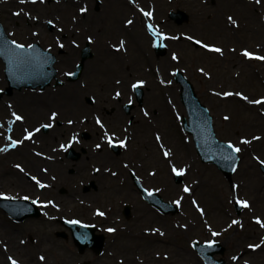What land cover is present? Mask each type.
Returning a JSON list of instances; mask_svg holds the SVG:
<instances>
[{
    "label": "rangeland",
    "instance_id": "rangeland-1",
    "mask_svg": "<svg viewBox=\"0 0 264 264\" xmlns=\"http://www.w3.org/2000/svg\"><path fill=\"white\" fill-rule=\"evenodd\" d=\"M69 1L70 3L68 4L73 3L72 0H68L67 2ZM98 1L90 0L89 3H86L89 10L88 14L91 16L90 18L93 22L92 28L94 29V33L102 42L101 47L109 50L108 42L110 41L112 44H115L116 37L107 34L106 31L102 29H99L102 32L99 34V31L95 30V25L99 21V25H101L103 20V11L107 9L105 8L106 4L112 0ZM121 1H131L130 3H132L134 9H136L137 12L140 11V15L143 17L146 15L145 12H147L150 5H157V3L160 2L161 15L159 18L155 19V22L150 24L153 26L154 30L164 33V36H169L167 40L163 39V42H166L165 45L168 49L163 56H156L152 48L154 44L153 42H155V40L159 37H164L156 36L153 34V31H150L151 35H148V33L146 34L149 38V42L145 52L146 55L151 58V61H148L151 65L143 67L144 71H139L140 68L138 67V62L131 65V67L125 65L123 59L127 58L122 56L121 60L123 61H117L119 63L118 68L113 74L107 71L108 67L105 65H97V75H99L100 72L109 73L108 78H111V80L118 78L119 80L126 82V84H130L132 81L135 82L138 80H144L145 84L142 85L144 95L149 94L151 96L153 94L154 97L156 96L153 101H146L145 105L147 108L145 111L148 112L150 121L156 117V113L161 112V108L158 103L159 100H162L166 110L171 113L170 123L173 126L174 135L172 134L171 139L167 141L170 145L163 146V151H159V149L155 151V153L157 152L155 154V161H146V159L142 158L139 162L137 159V156L140 155L139 147L136 146V142L132 141V143H129L128 149H126L124 154L117 157L115 156L113 161L109 162V172L115 171L116 168L117 171L122 170L124 174L121 178H114L109 173L110 176L106 175L107 182H105V189L94 190L93 188H90L87 192L83 193V191H81V194H73V191L70 189L72 186H69L70 184L68 183H65L64 185L63 182L62 184H56L55 186L43 189L41 188V190H39V185L36 180L32 179V177L36 175V171L41 168V165H36L34 167L32 170L34 173L29 170L25 175L22 174L23 171L15 167L17 164H20L22 168L27 167L25 164L27 160L31 158L34 162L35 158L41 153L45 154L47 152H52V156L55 155L53 149H55L54 144L57 143L56 140L51 139L50 142L45 145L43 144L42 147L41 145L37 146V139H35V141L33 139V141L28 143L24 140L21 144V148L26 151V155L28 154L25 160L14 158L10 152L6 153L7 156L1 157V160L4 162L3 169L6 171L7 175L6 179L8 180L3 181L0 179V193L10 197L28 196L29 199L32 200L54 199L55 202L57 201V203L62 206V210L57 211L55 209V211L51 212V208H48L46 212H42V216L40 218L28 219L21 223L11 221L4 214V212L0 210V228L4 230L3 232H9L15 236L16 240L20 242V247L23 249L25 254L27 253L33 257H37L38 254L45 257L44 262H37V264H61L59 260H65L67 264H79L85 261H87L88 264H114L110 254L116 252L117 241L119 238L122 239L127 238V236L129 237L130 233L135 231L136 226L138 225V219H136V216H138V208L136 204L138 202L139 195L134 192V198L133 194L128 193L129 187L132 188L127 174L128 170L136 172V175L139 176V180H141L142 184H147L154 190L159 189V191L156 192L161 195L163 200L175 204L174 201L180 199V194L184 186H189V175H185L183 173L181 183L179 182L176 184L173 179L174 172H172V166L175 165L177 169H181V167H178L181 165L180 162L173 160L172 157L168 159L161 158L163 157V153L166 151L167 147H170L171 144H174V147H176L173 151L174 154L178 153L179 155L183 151L187 154L188 152L185 150L187 149L186 147L189 146L190 154L195 158L198 165H206L207 167L212 168L219 177L220 186H222V188H215L214 194L223 204L221 209L223 218H219V214L215 218L207 215L206 218H202L201 225L196 224L193 227H189L190 225H188L187 229L181 232L173 230V227L178 225L185 217L189 203L188 200L190 201L191 199L190 196L183 198L180 205L175 204L179 207V212L175 215H161L155 210V213L161 217L163 225L165 226V229L168 230L170 235V241L166 244L172 245L173 243L179 246L183 245L187 252L194 254L195 259H192L190 262L188 261L189 264H194L197 260L200 261L201 264H204L191 246L194 240L202 243L209 240L222 243L226 247V252H224L223 258L224 261L229 264H245V262H247V264H264V243H262V241H264V227L259 225L257 229H253L252 227L254 223L251 220V217L254 215V218H259L261 222H264V210L260 211L258 208L253 206L252 210H254V213L249 212V210L245 207H243V210L239 214L234 211L237 199H248L247 195L243 196L239 192V188L234 187L236 186L235 181L240 177V171L243 167H248V173L254 172L258 175L264 184V174L260 169L261 163L259 162L260 160H264V151H262L261 147L264 146V104L258 105L251 103L252 105L250 106L242 104V111L240 113H236L233 109H229L227 105H222L221 103H211V99L215 97L212 96L210 92L213 91L212 88L215 86L213 84H209L207 81L209 76H212L211 79L216 81L220 80V83H224V86L221 85L222 88L220 90H226V92L233 93V97L231 98L238 97L242 99V97L234 94L236 92H241L248 96L249 101L264 97V61L250 59L243 55V52L246 49L250 52L256 51L259 55L261 54L264 56V0H261L259 4L256 3V0H252L253 2L251 3L248 2L249 0H238L239 2H236L241 4V9L243 8V11L255 14L256 18L253 20L243 19L240 13H237L235 9H231L223 5L221 6L220 3L222 4V0ZM229 1L233 2V0H228V2ZM62 2L63 0H59V3L54 2V4H58L55 6H59L60 4L62 5ZM27 3L31 4L30 0H26L23 4L20 3V0H0V22L3 25L5 33L10 39L15 40L17 43L27 44L36 42L44 49H47L55 54L58 53L57 43H60L61 40L64 43H70V40L65 42L63 37L68 35L65 31L69 30V25H71L74 21L77 22L79 19L77 17L78 13L76 7L77 5V8L80 6L82 7L81 2H78L77 4L73 3V9H67L69 7L64 9L66 10L64 16L60 14L55 15V17L54 15L53 17L52 15L49 16L52 17L50 19L55 25V28H53L54 31L52 32L54 34H52V36L51 33L48 32L47 22L45 23L48 16L42 18L43 25L40 24V26H38V23L41 20L38 16V21L28 22L30 24L26 26L25 10L31 12V15L36 14V12H33L34 14L32 13L29 5H26ZM102 4L104 5L102 6ZM141 9H143V11H141ZM176 10H181L189 16L188 21L183 23L182 26H176L168 19V13ZM18 12L20 15H16ZM229 16L233 17V19L237 21L238 27L234 26L227 19ZM214 19L217 20V23L221 28H218L216 32L211 30L209 23H212ZM18 22L20 23L19 26L16 24ZM119 22H121V18L119 19ZM81 23L84 24V21ZM41 27L43 28V33L40 34V30H42ZM80 29L84 28L79 27L78 30ZM62 30L64 34L61 33L58 35L60 37L57 38L55 35L56 32H62ZM75 30L77 29L75 28ZM80 31L82 32L83 30ZM171 37H176V39H172ZM188 37H192L193 39L190 40ZM196 40L201 41V44L196 45V43L193 42ZM203 44L219 47L222 49V53L210 51L209 49L204 48ZM68 51L70 50L63 49V52ZM173 54H175L178 59L173 60ZM106 56L108 58H114L109 54V52H107ZM71 57H64L67 61H59L56 65L61 79L64 78V74L71 72L73 69V59ZM165 61L169 62L166 66L161 63ZM68 62L69 65L67 64ZM87 62H85V65ZM86 68L87 65L83 70L81 79L78 82H74L77 85L73 84L78 90H80V87L83 86L85 88L88 83L87 74H85ZM0 69V90H3L6 87V81L3 71L4 66L1 61ZM201 69H203V71H201ZM176 71H180L184 78L191 83L192 87H194L193 90L195 96H197L196 98H198L208 109L213 120V128L216 138H218L221 142L228 143L231 141L234 145L241 148V151L238 153L240 157L239 166L230 178L225 177L214 165L210 163H203L195 151L191 136L183 131V121L181 118L186 117V115L180 99H178L180 88L174 78ZM83 81H85L86 84ZM87 85V90H94L89 87V84ZM50 88L53 89L55 87L51 86ZM61 88L62 87L57 89L55 88V90H59ZM26 91L37 95L44 90L41 92L37 89H24L16 91L21 92V95H19L20 100L22 98L21 105H23L25 99L28 97V92ZM81 91L83 90H80V92ZM107 92H111V87L107 89ZM44 94L48 95L47 92ZM164 94L166 95L164 96ZM160 97L161 99H159ZM20 100L18 103H21ZM82 101L88 103L84 100V97L82 98ZM15 102L16 100L12 97V95H3L0 97V110L2 111L0 113V117H4V119L6 118L5 121L10 119V121L13 122L12 119L15 118L12 116L13 112H16L20 116H25L24 111L28 113L30 112L28 109L23 110L20 106L18 107ZM237 106H240L239 103ZM104 112H107L108 114L112 113V111H109L107 106L102 113ZM226 116L228 117L227 120L224 119ZM251 116H255L256 118H251ZM40 117H37L38 120H34V122H31L30 124H27L26 122L23 123V126L26 127L27 130H32L33 126H39V124L43 122ZM66 117L67 116H62L63 119ZM141 120L145 123L144 125H140L137 130L138 133L140 130L144 129L147 124L146 120L143 118H141ZM151 122L153 123V121ZM1 134L3 136L1 141H6L4 137L17 139L14 127L10 128L7 123L4 125ZM67 135L68 134L66 133L61 139L65 140ZM184 137L187 142H185ZM253 137H260V139L253 140ZM242 139H247L251 142L248 144H242ZM257 157H259V160ZM34 164L32 165L34 166ZM100 164H102L101 161H96L94 159L87 162L85 172L83 171L81 175L73 177L72 183L79 186V183L85 182L88 178H90L95 169H99L100 173L91 178H93V180L96 179V181L102 180V178H100V175L103 174L101 169L105 168V164L107 163H103L101 166ZM88 170H90V172ZM151 173H155V175H151ZM17 175L19 178L23 179L24 183L30 185V187L23 188L13 183L15 180L12 181V179L16 178ZM37 180H39L40 183H45L46 180L48 182L50 181L47 176H44L41 180L37 177ZM115 181L120 187H116L114 189L122 191V194L120 192L119 194L115 193L117 190H108L109 186L107 185H112ZM51 184L54 185V183ZM172 186H175L176 188L172 190ZM61 189H64V192H61ZM227 192L229 195L232 197L235 196L237 199L232 200L229 198V196L226 195ZM57 196L62 197L61 199H64L65 201H58ZM66 196H69V198H65ZM73 196H75V198ZM123 202L125 204H130L132 207V215L128 220H125L120 213L123 208V206H121ZM97 209L103 211L105 215L103 217L97 215ZM96 216H99V218ZM70 218H75V220L86 223H93V221L100 222L98 224L102 225L105 230L112 225L109 221L113 218H117L118 223L114 226L116 230L114 232L106 231L107 246H105L102 255L97 256L89 251L79 254L70 238L63 240L62 238H57L55 236L56 231H64L69 235V231L63 228L59 219ZM232 220H238L240 223L233 225ZM203 221L209 224L210 227H212L211 229L213 232H216L219 235L214 236L212 233L209 235V232L206 230L207 226L203 225ZM163 241L164 239L161 242ZM160 244L164 245L163 243ZM166 244L164 246H166ZM250 244H260L261 246L259 248H249L248 245ZM7 251V253L1 252L2 256L5 255V253L9 254L10 251ZM10 254L14 257L17 256L14 252H10ZM234 256L237 257V259L233 260L232 258ZM2 259L6 264H8L4 257H2ZM157 260L161 262V260Z\"/></svg>",
    "mask_w": 264,
    "mask_h": 264
},
{
    "label": "bare ground",
    "instance_id": "bare-ground-1",
    "mask_svg": "<svg viewBox=\"0 0 264 264\" xmlns=\"http://www.w3.org/2000/svg\"><path fill=\"white\" fill-rule=\"evenodd\" d=\"M245 1V0H243ZM222 6L229 7L231 9H235L237 13H240V15L243 17V19H255L256 16L253 13H249L247 11H243L241 9V4H238L236 2H239L238 0H233V2H228V0H222L221 1ZM235 2V3H234ZM249 3L253 2L252 0L248 1ZM234 3V4H233ZM160 2L154 5H150L148 7L147 12H151L152 15H145L144 17L141 16L139 13L136 12L132 4H128L127 2H122L121 0H112L108 4H106L107 8L105 11H103V20L101 22V25H99V22L96 24V29L101 28L102 30H105L107 34L111 36H115L116 39V46L117 49H120L119 51L123 54L122 56L127 58L124 59V63L127 66H130L138 62V67L140 68L139 71H144L143 67L150 66L151 63L148 61H151V58H149L148 55H146V47L149 42V38L146 35L148 33V24L155 22L157 18L161 15V6ZM70 6L68 5H59L53 7V14H60L62 15L63 12H66V7ZM233 6V7H232ZM32 7V6H31ZM42 9V8H39ZM72 9V8H67ZM43 13V10L41 11ZM146 13V12H145ZM63 16V15H62ZM121 18V22H119V19ZM131 20L133 21L132 24H128L127 21ZM149 22V23H148ZM211 26V30L213 32H216L220 26L217 23V20H213V22H209ZM18 26L20 23H16ZM16 26V25H15ZM253 27V25H252ZM15 28V27H14ZM42 31L43 28L41 27ZM221 29V28H220ZM52 34V33H51ZM251 35V34H250ZM213 36V35H212ZM250 37V36H249ZM159 40V39H158ZM124 41V47H120V42ZM252 52V51H251ZM254 55H259L258 52L254 51L252 52ZM121 54L115 53V57L122 58ZM32 62L33 64H38V57L36 55H32ZM102 60V56H97L95 58V61H90L87 63V68L85 70V74H87V82L89 84V87L93 88L94 85L99 89V100H104V95L102 93V90L105 86H109V83L106 79V73L100 72L99 75H97L96 66L97 62ZM1 61V60H0ZM262 61V60H260ZM162 65L166 66L169 64V62H161ZM114 65V64H113ZM108 69L107 71H112L113 69L117 68V65H107ZM41 68V67H40ZM83 69H85L83 67ZM1 70V69H0ZM212 76H209L207 78V81L209 84H213L215 87L212 88L210 86H207L209 88H212L213 91L210 92L212 96L215 98L211 99V103H221L222 105H227V107L230 109H233L236 113H240L242 111V104L244 105H252L251 103L241 99V98H231L232 96H224L222 93L226 92V90H220L222 88L221 85L224 86V83H220L221 81L211 79ZM76 83H70L67 87H62L61 89L57 90L56 92H51L52 94L45 95H35L28 93V97L25 99V102L22 104V98L20 100L19 95H21V92H14L12 93V97L16 100V105L20 108L28 109L30 112H25V115L27 116L28 122L33 121L37 119V117H40L44 114L45 110L49 108L52 105H59L60 109L62 108L65 110L66 114H77L82 112H91L93 109L91 106H89L86 103H83L79 100L80 90L75 88L74 85ZM77 85V84H76ZM46 91H49L48 88H46ZM50 92V91H49ZM171 93V92H170ZM14 94V95H13ZM172 94V93H171ZM166 94H164L165 96ZM23 96V93H22ZM154 97L153 94L150 96L149 94L146 95V100L153 101ZM161 99V97L159 98ZM20 100L21 103H18ZM158 100V99H156ZM240 100V101H237ZM159 105L161 108V112L156 113V117L152 120L153 123L149 125H145V128L143 130L139 131L138 136L134 139V142H136V146L139 147V153L140 155L137 156L138 161L140 162L142 158L151 161H155V151L159 149V151H163L162 146H168L170 145L167 141L171 139L173 132V126L170 123V114L168 110H166L165 105L163 104L162 100H159ZM239 103L240 106H237ZM100 103V105H102ZM264 103L258 104L262 105ZM61 109V110H62ZM2 111L0 110V113ZM160 113V114H159ZM63 114V111L61 112ZM120 110L116 108L115 113L113 115L106 117L105 120L108 122L109 125H113L114 119H120ZM251 118H256L255 116H251ZM6 119V118H5ZM4 117H0V141L3 137L1 132L3 130L4 125L6 123L9 125L10 128L14 127V132L16 135V138L19 140L24 141V133H23V120L17 121L13 120V122L9 120L5 121ZM254 120V119H252ZM13 124V125H12ZM139 125H144V123H139ZM70 131L71 128L67 127L66 125L63 126H57V129L55 133L51 136V133H47L45 135H39L38 141L41 140L42 145L47 144L51 141V139L59 138L61 135L64 134L65 131ZM162 131V132H161ZM157 135L160 136V140H157ZM6 141L0 142V149L7 148V151H0V179L3 181H7L6 179V171H4V162L1 160V157L7 156L6 153H12L14 158L25 160L27 158L28 154L26 155V151L21 148V144L17 145L16 147H9L11 141H8V137H4ZM185 142L186 139L184 137ZM31 141V140H30ZM28 145V144H27ZM176 146V144H175ZM181 147V146H180ZM262 147V151H264V146ZM174 144H171L170 147H167L166 151L170 152V155L168 157H165L163 154V157L161 159L165 158H171L175 161L180 162L181 165L178 167H181L185 169L184 172L185 175H189V189L190 191L185 193L183 190L181 191V201L186 196H190V201L188 200V206H187V212L185 214V217L183 220L173 227V230L177 231H184L187 229V226L193 227L196 224L201 225L202 218H206L207 215H210L211 217H216L219 214V218L223 215L221 213V209L223 207V204L217 199V196L214 194L215 188L219 187L220 189L222 186H220V180L215 171L212 168L207 167L206 165H198L197 161L193 156L190 154V148L187 146L186 152L174 154ZM183 149V148H182ZM162 153V152H161ZM6 154V155H4ZM98 155L99 161L106 162L107 164H110L109 162H112L114 155L109 154L105 151V153H99L97 152L95 155L94 153L87 150L85 155L81 157L80 161L77 163L72 162H66L64 165L62 162H59L57 160H50L49 155H47L46 158H35V161L33 162V159H28L25 163L27 167H23L22 174H27L28 171L33 172L32 170L34 167L45 165L50 173L53 175L55 173L58 174L60 177H64L65 173L64 171L66 168H68L70 165L74 166V169H84L87 162L93 160L94 156ZM136 159V161H137ZM143 159V160H144ZM35 163V164H34ZM34 164V166L32 165ZM33 166V167H32ZM75 174H78L76 171ZM38 175V174H36ZM39 176H42L40 174ZM76 176V175H75ZM72 176L71 178L75 177ZM100 178L102 180H99L97 182V189H105V182H107V177L105 174L100 175ZM99 178V179H100ZM163 179V178H162ZM261 178L256 175L254 172L248 173V167H243L240 171V177L236 179L235 185L238 186L239 192L243 195L248 197L246 199L249 202V207L247 209L249 212L254 213L253 206L258 208L260 211L264 210V184L263 181L260 180ZM15 180L13 183L17 184V186H21L23 188H28L30 185H27L24 183L23 179L19 178L17 175L16 178L12 179V181ZM12 183V182H11ZM172 190L176 187L172 186ZM129 194L134 193L133 187L128 189ZM122 194V191H118V193ZM229 198L232 200L237 199L235 196H231L226 193ZM75 197V196H73ZM133 197L135 198L134 194ZM62 197L57 196L58 201H65L64 199H61ZM65 198H69V196H66ZM109 198V197H108ZM193 201L196 203L194 204ZM137 208L138 213L136 216V219H138V225L136 226V230L130 233L129 237L122 238L117 241V250L116 252H113L110 254V257L114 264H189L192 259H195L194 254L191 252H187V250L182 246L175 245L172 243V245L166 244L170 241V235L168 233V230L165 229V226L163 225V221L159 215L155 213V209L150 206L149 204L143 202L140 198H138L137 202ZM199 208L204 209V213L201 214V212L198 210ZM221 215V216H220ZM251 220L253 221V229H257L259 227V223H257L256 218H254V215L251 217ZM114 221V219L112 220ZM116 222H113V224ZM142 223V224H141ZM203 225L207 224L206 222H202ZM186 226V227H185ZM153 229H158L159 231H153ZM206 230L211 234V227L207 226ZM4 230L0 228V264H6L2 257L8 262V264L11 263V261L8 259V257H12L16 259L19 264H37V262H44V260L40 259V255L37 254V257H33L32 255L25 254L23 249L20 247V242H18L15 238V236L9 232H3ZM172 231V230H171ZM163 233V235H160V233ZM164 239L163 242H161ZM160 243H163L166 246L161 245ZM8 246V249H7ZM171 247V248H169ZM45 248V247H43ZM130 248V249H129ZM42 249V248H40ZM9 250L11 253H15L17 255L16 257L11 256L10 252L9 254H6ZM2 253L6 252L5 255L2 256ZM263 256V255H262ZM157 259L161 260L159 262ZM64 260V259H63ZM61 264H67L66 261L59 260ZM58 261V262H59ZM192 264V263H191ZM194 264H200L198 261H195Z\"/></svg>",
    "mask_w": 264,
    "mask_h": 264
},
{
    "label": "flooded vegetation",
    "instance_id": "flooded-vegetation-1",
    "mask_svg": "<svg viewBox=\"0 0 264 264\" xmlns=\"http://www.w3.org/2000/svg\"><path fill=\"white\" fill-rule=\"evenodd\" d=\"M68 0H63L62 4L63 5H68L69 2H67ZM90 0H72V2L74 4H77L78 2H81V5L82 7H86L87 8V12L86 13H81L79 10V8H81V6L79 8L78 5L76 7L77 9V13H78V19L77 22H72L71 25H69V30H66L65 33L68 34L66 35V37L64 36V40L65 42L68 40H70V43L67 44V43H64L62 40L60 43H57V52L56 53V57H57V64L59 63V61H64L65 58L64 57H71L73 59V66L80 60V57H81V50L84 48V47H88L89 48V53H90V58H87L86 61H95V58L97 56H102V60H100L99 62H97L96 64L97 65H117V68H118V62L119 60H121V58H117L115 57V53H116V49H110V50H106L104 48L101 47V41L99 40L98 36L94 33V29L92 28V25H93V22L91 20V16H89L88 12V7H87V2L89 3ZM54 2L56 3H59V0L57 1H54V0H40V1H36L35 3H27L26 5H29L32 13L36 12L35 15H31V12H29L28 10H25V23H26V26H28L30 23L28 22H36L39 20V17L41 18V20L39 21L38 23V26H40V24L43 25V19L44 17H47V20H45V23L47 22V29L49 30L48 32L52 33L54 31L53 28H55L54 26V23L53 21L50 19L53 17H55L56 14H53V7H55V5H58V4H54ZM73 3H71L70 6H67L69 8H72L73 9ZM33 4V5H32ZM61 5V4H60ZM32 6V7H31ZM66 7V8H67ZM39 8H42V9H39ZM43 10V13L41 12ZM33 13V14H34ZM50 15H52V17H49ZM63 16L65 15V12H63L62 14ZM39 16V17H38ZM90 18V19H89ZM48 21H52V23H48ZM84 21V24H82L81 22ZM81 24V25H80ZM79 27H82L84 29H80V30H83L82 32L80 30H78ZM96 27V25H95ZM75 28L77 30H75ZM101 29V28H99ZM98 28L95 29L97 31H99L98 33L101 34V30H99ZM75 31H78V32H75ZM40 34L43 33L42 30H40L39 32ZM61 33H63V30L62 32H56V37H60L58 35H60ZM75 33V34H74ZM54 34V33H52ZM51 34V36H52ZM64 34V33H63ZM62 34V35H63ZM70 37V39H69ZM89 37H91V40H89ZM73 41H75V43H73ZM63 45V47H60V45ZM63 49H67V50H70L68 52H63ZM107 52H109V54L111 56H113L114 58H108L106 55H107ZM68 59V58H66ZM67 61V60H65ZM64 61V62H65ZM76 61V62H75ZM118 61V62H117ZM123 61V60H121ZM69 65V62L67 63ZM114 64V65H113ZM116 68V69H117ZM116 69H113L112 71H110L109 73L113 74ZM109 73H106V79L109 83V86H105L104 89L102 90V93L104 95V100L103 101H100L99 100V89L94 85L93 89L94 90H87L88 89V83L86 84V87L83 91L80 92V95H79V100L81 102L82 101V98L84 97V100L87 101V99H90V102L86 103L88 104L89 106H91L93 109H96V110H93L91 112H80V113H77L75 114L76 116H74V114L72 115H69V114H66L65 110H62L60 109V106L59 105H52L50 106L49 108H47V110H45L44 114L41 115V121H46L47 124H52L53 126L50 128L51 129V136L53 135V133L57 132L56 129H57V126H63V125H66L67 127H70L71 130L70 131H76V130H82V129H85V128H90V130L94 131V138H92V135H90V137L88 139H86L83 135H82V132L83 131H80V134H77L79 136V138H76L75 140H71V143L68 145V147H71V148H74L76 150H83V154L85 155V153L88 151L94 153V155L97 153V152H101V149L98 150L97 152L95 151H91V147L92 145H94L95 143H100L102 145H105L107 147H109V149L107 150V152L109 154H115L110 146L111 144L108 143V140L106 139L105 137V132L108 133V135H112L113 133L115 134L113 136V143H115L116 140H122V139H125L127 138L126 141H131L134 136H135V131H136V128L140 122V119L142 117L145 116V111L143 112V108L145 107L146 105V100H145V97L143 98V101L141 104H138V103H135L133 100H134V94L132 91H129V89L127 87H124L123 85H121L120 83H117L118 81V78L117 79H112L111 78H108V74ZM113 82V83H112ZM112 84V85H111ZM111 87V92H107V89ZM91 88V87H90ZM115 88V89H114ZM117 88H119L118 90H116ZM119 91L121 93L120 96H116L115 93ZM52 94V93H50ZM49 94V95H50ZM108 96V97H107ZM131 101V102H129ZM102 105H100V103H102ZM122 102V103H121ZM85 103V102H83ZM125 104H131V107L129 109V111H126V109L124 108ZM119 105V107H118ZM107 106V108L109 109V111H112V113L108 114L107 112H103V110H105V107ZM118 110H120V119H114V123L113 125H109L108 122L105 120L106 117H109L111 115H113V113H115V110L116 108ZM114 108V109H113ZM63 111V114H61V112ZM52 112H57L58 115L56 118L54 119H51V113ZM79 115V116H77ZM62 116H67L66 118H62ZM45 117V118H44ZM99 117L100 120L102 121L104 127L101 128L100 125H98L96 123V118ZM69 120H72L73 123L72 124H69L68 121ZM49 131V128H47V132ZM69 134V131H65L63 135H61V138L62 136L64 137L65 134ZM68 136V135H67ZM53 140H56L57 143L54 144V153L55 157L52 156V152H47L46 154H48L50 157V160L54 161V160H57L59 162H62L63 165H64V161L63 160H59V156H63L64 159L67 161V162H70L67 158H66V149H62L60 150V141L65 142L66 139H60L58 141V138L56 139H53ZM41 141V140H40ZM41 147H42V142H41ZM88 147V149H87ZM125 150H119L120 153H118V155L116 156H119L121 154H124ZM46 154H43V156L47 157ZM57 154V155H56ZM98 155L94 156V160L96 161H99ZM114 158H115V155H114ZM81 157L76 160V162H72V163H77L78 161H80ZM106 163V162H104ZM87 165V164H86ZM86 165H85V168L82 170V169H74V166L71 165L72 167H68L66 168V170L64 171L65 173V176L62 178L60 176H58L57 173H55L54 175L52 173H50L47 169V167L45 165L44 168L46 169L45 171H39V175L42 174V176H39V178L43 179L44 176H47L48 179L50 180L48 183L51 186H55L57 183L59 182H70L71 181V176H75V175H81L82 172L86 170ZM90 167V166H89ZM76 171L78 172V174H75ZM90 172V170H88ZM46 174H44V173ZM116 173V176L114 175V178H118L120 175H122V172L120 171H117ZM67 174V175H66ZM99 174L98 171H93L91 177H95V175ZM89 178L86 180L87 183H92V188L94 190L97 189V185L98 183L100 182H97L96 179L93 180V178ZM51 183H54L51 184ZM119 186L117 185H113L111 187V189H114ZM114 190H117V189H114ZM82 191L83 193L86 192L83 190L82 188ZM119 194V193H118ZM105 235V234H104ZM106 237V235H105ZM107 239V237H106Z\"/></svg>",
    "mask_w": 264,
    "mask_h": 264
},
{
    "label": "water",
    "instance_id": "water-1",
    "mask_svg": "<svg viewBox=\"0 0 264 264\" xmlns=\"http://www.w3.org/2000/svg\"><path fill=\"white\" fill-rule=\"evenodd\" d=\"M178 15V17H177ZM171 18H175L177 23H181L187 20V16L182 12L178 11L177 13H171ZM2 31H0V55L3 57L6 63V77L9 82V86L6 89V93H11L12 88L20 89L22 86L27 87L28 85L32 87L44 86L47 84L51 77H53L54 71L51 68V63L43 65V66H34L30 68H25L21 64V56L14 55V53H19L25 51L16 49L15 45H6ZM160 49V48H159ZM159 54L163 53V50L158 51ZM26 54V53H25ZM41 67V68H40ZM82 65L78 66L77 70L74 72V76L72 79H75L81 70ZM50 69V70H49ZM177 81L181 83L182 86V98L186 109L190 113L191 117V125L187 127V130L194 134V138L196 139V148L199 154L202 156L204 161H210L215 163L217 167L223 171L226 175H230L235 169L237 164L236 153L227 147L224 143H218L214 138L211 120L208 118L207 111L203 106L200 105L199 101L195 98L193 90L190 84L178 74ZM225 156H231V159H226ZM181 180L180 176L176 177V181L179 182ZM154 203L156 206H160L162 211L165 213L171 212L174 213L177 208L170 206L168 203H164L160 200L158 195H155L154 200H149ZM1 206L13 217L16 219H25L27 216H33V210L35 208L32 206H28L24 204V202H1ZM128 209V207H126ZM126 209V211H127ZM74 227V226H73ZM93 229L89 230V228H80V230L72 229V235L75 243L79 246V250L82 251L86 246L93 245L97 246L96 251L102 246L101 239L98 241L95 238H92L91 232ZM58 235H64L63 233H58ZM216 250L205 251L204 248H210L207 246L199 247L202 248V255L207 260L208 264H223L222 260L219 261H211V256L214 253H222L223 248L216 244Z\"/></svg>",
    "mask_w": 264,
    "mask_h": 264
},
{
    "label": "snow or ice",
    "instance_id": "snow-or-ice-1",
    "mask_svg": "<svg viewBox=\"0 0 264 264\" xmlns=\"http://www.w3.org/2000/svg\"><path fill=\"white\" fill-rule=\"evenodd\" d=\"M25 2H26V0H20V3H22V4L25 3ZM32 2L35 3L36 0H32ZM260 2H261V0H256V3H257V4H259ZM79 11H80L81 13H86V12H87V8H86V7H81V8L79 9ZM141 11H143V9H141ZM145 14H146V15H149V16L152 15L151 12H146ZM16 15H20V13L18 12V13H16ZM227 19H228V20H229L234 26H237V27H238V23H237V21H236L235 19H233V17L229 16ZM48 23H52V21H48ZM127 23H128V24H132L133 21L128 20ZM148 28H149L150 31H153V34L156 35V36H164V33H161V32H159V31L154 30L152 25H148ZM171 38H172V39H176V37H171ZM188 39L191 40V39H193V38H192V37H188ZM89 40H91V37H89ZM195 42H196L197 44H201V41H199V40H196ZM11 43H12L13 45H15L16 49H19V50H23V49H25V45H24V44L17 43L15 40H13ZM73 43H75V41H73ZM32 47H33V45H31V44L27 45V48H29V49H31ZM60 47H63V45L61 44ZM120 47H121V48L124 47V41H121V42H120ZM203 47L206 48V49H209L210 51H214V52H217V53H222V49L219 48V47H216V46H210V45H208V44H203ZM14 55H18V56H21V57H22V59H21V64H22L23 67H25V68H30V67H32V63H33V62H32V57H31L30 55L25 54V53H23V52L14 53ZM243 55H244L245 57L250 58V59H258V60H262V61H264V56L254 55L252 52H250V51H248V50H246V49L244 50ZM172 59H173V60H176V59H178V57H177L175 54H173ZM201 71H203V69H201ZM69 75H72V73H69ZM162 82H163V81H162ZM117 83H119V81H117ZM169 83H170V81H169ZM144 84H145V81H144V80H138V81H136V83L132 84V88L135 89V88H137L138 86H142V85H144ZM234 94H235L236 96H240V97H242V99L245 100V101H249L248 96L244 95V94L241 93V92H236V93H234ZM115 95H116V96H120L121 93H120L119 91H117V92L115 93ZM222 95H224V96H232L233 93H230V92H224V93H222ZM129 102H131V101H129ZM249 103H253V104H261V103H264V97H261L260 99H256V100H251V101H249ZM57 115H58L57 112H52L50 118H51V119H54V118L57 117ZM145 115H147V112H145ZM12 116L15 117V120H17V121H21V120H23V117L20 116V115H18L16 112H13V113H12ZM224 119L227 120L228 117L226 116V117H224ZM68 123H69V124H72L73 121H72V120H69ZM96 123H97L98 125H100L101 128L104 127V125H103V123H102V121L100 120L99 117L96 118ZM52 126H53V125L49 123V124H44V125H42L41 127L51 128ZM35 131H36V132H39L40 129H39V128H36ZM25 133H26V135L24 136V140H28V139H31V138H32V136H33V132H32V131H28L27 129H25ZM114 135H115L114 133H113L112 135H108V133L105 132V137H106V139L108 140V143H109V144H112V143H113V136H114ZM8 139L11 141L9 147H16L17 145H20V144L23 143V140L12 139L11 137H8ZM75 139H76V137L74 136V137H73V140H75ZM156 139H157V140H160L161 138H160L159 135H157ZM259 139H260V137H253V140H259ZM126 140H127V138L122 139V140L119 141V143H120L121 145H126ZM250 142H251V141H249V140H247V139H242V140H241V143H242V144H248V143H250ZM63 147H65V145H61V148H63ZM100 147H101L100 144H97V145H96V148L99 149ZM162 147H163V146H162ZM227 147H228L229 149H231L233 152H236V153H239V152L241 151V148L238 147V146H236V145H234L231 141L228 142ZM0 151H7V148L0 149ZM163 154H164L165 157H168V156L170 155V152H169V151H165ZM225 158H226V159H231L232 157H231V156H225ZM257 159L259 160V157H257ZM259 162H260L261 164H264V160H260ZM15 167L18 168V169H20L21 171H23V168L21 167L20 164L15 165ZM233 170L235 171V169H233ZM97 171H99V170L97 169ZM185 171H186V170L183 169V168H181V169H177L175 165L172 166V172H174L176 175H182ZM151 175H155V173H151ZM32 179H33V180H36V182H37V184L39 185V187H41V188H45V187H47V185H45V184H43V183H40V181L37 180V177L33 176ZM234 187H238V186H234ZM145 191L148 192V195H149V196H151V195L153 194L151 191H148L147 189H145ZM155 191H159V189H156ZM183 191H184L185 193H187V192L190 191V189H189V187H188L187 185H185L184 188H183ZM0 196H5V194L0 193ZM5 198H7V199H11V197H7V196H5ZM23 199L27 200V199H29V197H28V196H25V197H23ZM181 199H182V198H181ZM181 199H177V200H175L174 203L177 204V205H180V203H181ZM236 202H237L238 204H240L241 206L245 207V208H247V207L250 206V205H249V202H248L247 200H239V199H237ZM48 203H49V204H52L53 202H52V201H48ZM193 203L195 204L196 202L193 201ZM198 210L201 212V214L204 213V209L199 208ZM96 214L99 215V216H101V217H103V216L105 215V213H104L103 211H100L99 209L96 210ZM256 220H257V223H259L261 227H264V222H261L259 218H256ZM68 223L79 224V223H81V222H80L79 220H70V221H68ZM239 223H240V222H239L238 220H232V224H233V225H235V224H239ZM185 227H186V226H185ZM107 231H108V232H114L115 229H113V228H109V229H107ZM153 231H157V232H158L159 230H158V229H153ZM160 235H163V233L161 232ZM212 235L216 236V235H219V234L216 233V232H213ZM262 243H264V241H262ZM207 244H208L209 247H211V246L214 244V241L209 240V241H207ZM260 246H261L260 244H250V245H248L249 248H259ZM8 259L11 261V264H19V262H18L16 259L12 258V257H8ZM40 259H41V260H44L45 257L41 256ZM232 259L235 260V259H237V257L234 256ZM245 264H247V262H245Z\"/></svg>",
    "mask_w": 264,
    "mask_h": 264
}]
</instances>
